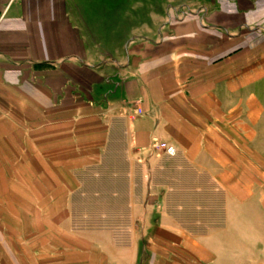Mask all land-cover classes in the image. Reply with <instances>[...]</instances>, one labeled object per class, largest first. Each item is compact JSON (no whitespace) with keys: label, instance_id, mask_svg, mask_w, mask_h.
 Listing matches in <instances>:
<instances>
[{"label":"crops","instance_id":"1","mask_svg":"<svg viewBox=\"0 0 264 264\" xmlns=\"http://www.w3.org/2000/svg\"><path fill=\"white\" fill-rule=\"evenodd\" d=\"M97 10L0 0V264H264V0Z\"/></svg>","mask_w":264,"mask_h":264},{"label":"rangeland","instance_id":"2","mask_svg":"<svg viewBox=\"0 0 264 264\" xmlns=\"http://www.w3.org/2000/svg\"><path fill=\"white\" fill-rule=\"evenodd\" d=\"M74 3L78 4H82L84 6H86L88 9H95L97 8V14H99L100 19H103L105 21H109V22H113V23H123V22H129V23H135V24H139L141 22H147L150 20L151 16L150 13L151 12H143V11H138L139 6L142 5H148V4H152L154 5L155 3H158L160 1H165V0H73ZM201 1H205V0H201ZM154 3V4H153ZM170 163H175V162H170ZM121 164V163H120ZM154 173V172H153ZM152 173V176H156L157 180H160V178H164L167 180L165 182L168 183L167 188L163 187L164 190L168 191V205H167V210H171L174 205H175V201L177 199H186V198H191V200H193L194 202L191 203L189 206V208L194 207L193 205L195 204V201L197 200H201L204 196H206V193H199L200 195H196V192H192L189 189V185L190 184V180L192 177H195L194 174L191 171L188 172H184L183 176L180 177L179 175L176 174V171L173 170L171 172H167L168 174H165V176H159L158 172H155L154 174ZM164 173V172H163ZM121 176L119 177V183H115L119 185V190L121 193L126 192L127 186H126V180H125V176H123L122 174H124V172L121 171V173H119ZM139 174L136 175V182L138 184V180H139ZM178 180V181H177ZM181 184L182 186L185 185L187 186L186 188L184 187L179 188V185L177 186V184ZM177 183V184H176ZM184 183V184H183ZM170 184V186H169ZM159 186H156L153 188V194H155L157 196L158 191H159ZM94 189V188H93ZM100 191L103 192L104 195L110 194V192L112 190H115V187H104V188H98ZM202 190H205V188H203ZM155 199V198H153ZM157 201V199H155ZM190 200V199H187ZM154 205H155V201ZM121 207H125L126 203L121 202L120 203ZM157 207V205H156ZM190 210V209H187ZM192 210V209H191ZM208 212H198V213H187L186 218H184L183 220L188 221L190 220V217L192 216H198L200 214L201 217H197L196 222L198 220V218H202V215H206ZM264 258V255L262 256Z\"/></svg>","mask_w":264,"mask_h":264},{"label":"built area","instance_id":"3","mask_svg":"<svg viewBox=\"0 0 264 264\" xmlns=\"http://www.w3.org/2000/svg\"><path fill=\"white\" fill-rule=\"evenodd\" d=\"M142 114H143V111L139 109L138 110V115H142ZM165 153L169 157H175L176 156V150L173 147L166 148Z\"/></svg>","mask_w":264,"mask_h":264}]
</instances>
